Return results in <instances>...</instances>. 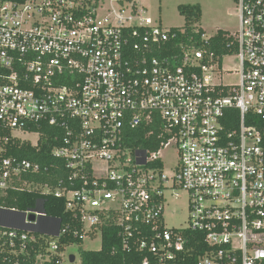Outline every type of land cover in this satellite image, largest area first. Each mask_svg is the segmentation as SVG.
Wrapping results in <instances>:
<instances>
[{
  "label": "built area",
  "instance_id": "obj_1",
  "mask_svg": "<svg viewBox=\"0 0 264 264\" xmlns=\"http://www.w3.org/2000/svg\"><path fill=\"white\" fill-rule=\"evenodd\" d=\"M142 1L0 0V131L36 135V146L31 125L59 129L51 155L68 170L58 185L37 183L28 175L41 167L0 145V264H82L66 238L102 246L106 229L122 264H264V0H235L236 73L191 45L155 55L171 29ZM147 125L159 149L128 148L126 130ZM18 189L63 200L69 219L48 216L42 198L7 207ZM182 192L188 225L168 228Z\"/></svg>",
  "mask_w": 264,
  "mask_h": 264
},
{
  "label": "trees",
  "instance_id": "obj_2",
  "mask_svg": "<svg viewBox=\"0 0 264 264\" xmlns=\"http://www.w3.org/2000/svg\"><path fill=\"white\" fill-rule=\"evenodd\" d=\"M177 9L178 13L184 18V27L182 29H171L172 37H170L169 42L161 45V50L155 55L168 58L178 56L182 53L180 45H191L195 48H200L208 55L214 56L215 60L219 62L225 56H231L236 53L237 46L226 32L217 31L211 38L206 40L202 39L204 33L199 27L202 16L199 5H181ZM232 112L234 113V111H231L230 114ZM151 129L155 130V132L152 135H148ZM156 129V125L127 129L125 145L132 149L137 148L150 152L157 151L160 147L161 140L158 138V131ZM30 130L41 135L36 146H32L29 142H21V140L10 136L8 131L1 130L0 136L8 137L6 143H0L3 155L8 158L25 159L31 163L38 164L41 167V172L38 175H28L29 180L42 184H51L53 186L58 185L59 181L64 180L68 175V170L65 168L63 161L52 157L51 152L54 147L58 146V140L55 137L60 139L63 133L59 129L46 126L45 124L40 127L31 125ZM65 184L69 186L67 183ZM73 185L77 187L76 183ZM7 196L8 198L6 197L4 199L7 207L15 208L19 211L30 209L35 206L38 198H42L44 200L43 208L48 216L60 219L62 224L69 219V216L64 212V201L61 199L26 193L21 189L10 190ZM0 203H2V200H0ZM103 233L100 251L80 250L79 257L82 264L123 263L125 256L120 250L119 241L117 238H111V234L114 235V231L112 229H106ZM66 242L73 245L82 243L81 240L75 239L73 236L67 237ZM190 243L193 244V241H190ZM112 250H115L116 254L112 255ZM37 251V248L36 251H30L31 260H34V254Z\"/></svg>",
  "mask_w": 264,
  "mask_h": 264
},
{
  "label": "rangeland",
  "instance_id": "obj_3",
  "mask_svg": "<svg viewBox=\"0 0 264 264\" xmlns=\"http://www.w3.org/2000/svg\"><path fill=\"white\" fill-rule=\"evenodd\" d=\"M146 5L147 16L159 23L164 30L182 29L184 27V18L178 13V6L199 5L202 11L200 29L203 28L204 38L209 39L217 31H223L228 34H234L238 28V10L235 0H143ZM222 68L224 71L236 73L239 70V62L234 55L225 56L222 59ZM226 83H236L235 76L225 77ZM13 136L19 140L35 144L37 136L32 134H22L15 131ZM165 165V171L169 173L177 165V152L170 147L161 153ZM179 198L170 199V204L166 208L165 223L168 228H184L188 225V211L185 193H179ZM101 248L100 237L95 239H84L80 245L70 248L74 255L76 263L79 262V252L93 251L98 252ZM64 263L67 264L66 259Z\"/></svg>",
  "mask_w": 264,
  "mask_h": 264
},
{
  "label": "water",
  "instance_id": "obj_4",
  "mask_svg": "<svg viewBox=\"0 0 264 264\" xmlns=\"http://www.w3.org/2000/svg\"><path fill=\"white\" fill-rule=\"evenodd\" d=\"M31 219H33V217H31ZM70 262H73V260H74V256H70Z\"/></svg>",
  "mask_w": 264,
  "mask_h": 264
},
{
  "label": "crops",
  "instance_id": "obj_5",
  "mask_svg": "<svg viewBox=\"0 0 264 264\" xmlns=\"http://www.w3.org/2000/svg\"><path fill=\"white\" fill-rule=\"evenodd\" d=\"M200 22H201V21H200ZM202 31H204L203 28H202Z\"/></svg>",
  "mask_w": 264,
  "mask_h": 264
}]
</instances>
